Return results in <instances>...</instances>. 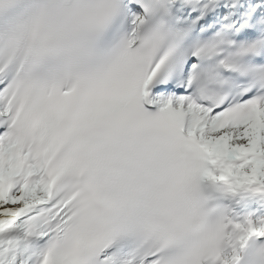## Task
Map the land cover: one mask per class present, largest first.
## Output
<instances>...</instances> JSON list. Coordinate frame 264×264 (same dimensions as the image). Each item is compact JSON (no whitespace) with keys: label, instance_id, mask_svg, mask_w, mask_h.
<instances>
[{"label":"snow or ice","instance_id":"1","mask_svg":"<svg viewBox=\"0 0 264 264\" xmlns=\"http://www.w3.org/2000/svg\"><path fill=\"white\" fill-rule=\"evenodd\" d=\"M193 161L264 199V0H0V264H221Z\"/></svg>","mask_w":264,"mask_h":264},{"label":"clouds","instance_id":"2","mask_svg":"<svg viewBox=\"0 0 264 264\" xmlns=\"http://www.w3.org/2000/svg\"><path fill=\"white\" fill-rule=\"evenodd\" d=\"M192 171L188 180L189 190L193 193L197 194L200 198L201 208L203 210V214L205 218L210 217L211 210L207 207V196L204 193V190L200 184V181L197 178L199 162L193 161L191 165ZM223 189V186L219 187ZM250 192L251 195L260 196V190L257 188H248L245 189ZM250 222L244 220L241 222L239 226L233 225V228L228 236L226 237L223 232V218L222 213H218L215 218L208 219V231L206 234V238L212 240L217 248L220 247L222 243L227 242V238L230 237L232 239L233 245L239 248V252L236 249H233V254L231 256H227L222 260L221 264H238L240 260H245L246 264H252V261L257 253L261 249L262 246L249 244L252 233L248 231L250 227ZM257 229L264 228V219H257L256 221ZM245 248H247V252H245ZM219 257V253L217 252L214 256L211 257L213 264H215V259Z\"/></svg>","mask_w":264,"mask_h":264},{"label":"bare ground","instance_id":"3","mask_svg":"<svg viewBox=\"0 0 264 264\" xmlns=\"http://www.w3.org/2000/svg\"><path fill=\"white\" fill-rule=\"evenodd\" d=\"M236 194H238L239 196H236ZM237 197L244 199L246 204H244L243 206H246L248 201L252 199L250 192L246 191L244 188H241L235 192L228 191V201H235L234 199H237Z\"/></svg>","mask_w":264,"mask_h":264}]
</instances>
